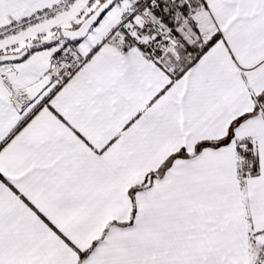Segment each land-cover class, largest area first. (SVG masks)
<instances>
[{
  "label": "snow or ice",
  "instance_id": "snow-or-ice-1",
  "mask_svg": "<svg viewBox=\"0 0 264 264\" xmlns=\"http://www.w3.org/2000/svg\"><path fill=\"white\" fill-rule=\"evenodd\" d=\"M0 264H264V0H0Z\"/></svg>",
  "mask_w": 264,
  "mask_h": 264
}]
</instances>
